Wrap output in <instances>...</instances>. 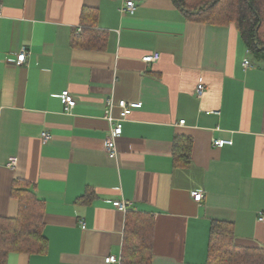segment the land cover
I'll return each instance as SVG.
<instances>
[{"label":"crops","instance_id":"0c3cea01","mask_svg":"<svg viewBox=\"0 0 264 264\" xmlns=\"http://www.w3.org/2000/svg\"><path fill=\"white\" fill-rule=\"evenodd\" d=\"M126 1L0 0V219L18 216L16 189H29L47 239L7 264H106L122 257L130 211L153 216L151 264H206L220 221L238 245L264 248V57L235 24L190 18L174 0H133L123 13ZM22 47L26 62L10 63ZM109 98L142 103L116 159L105 152ZM180 137L192 142L188 163L176 161ZM122 199L132 210L113 206Z\"/></svg>","mask_w":264,"mask_h":264},{"label":"trees","instance_id":"16d2710c","mask_svg":"<svg viewBox=\"0 0 264 264\" xmlns=\"http://www.w3.org/2000/svg\"><path fill=\"white\" fill-rule=\"evenodd\" d=\"M188 17L215 24H235L252 53L264 57V0H174ZM191 139L177 138L176 161L188 163ZM17 188V185H15ZM18 216L0 219V264L12 252L43 253L47 239L42 232L43 208L32 191L17 188ZM154 219L147 213L128 212L121 264H151ZM206 264H264V248L238 245L228 222L210 229Z\"/></svg>","mask_w":264,"mask_h":264},{"label":"built area","instance_id":"2783aa9c","mask_svg":"<svg viewBox=\"0 0 264 264\" xmlns=\"http://www.w3.org/2000/svg\"><path fill=\"white\" fill-rule=\"evenodd\" d=\"M136 9L135 3L133 0H127L125 4L122 6L121 11L123 13H133ZM30 54V51L27 47H22L17 54L16 58H9L8 61L10 63H13L15 65H23L28 55ZM160 58L159 52H153L151 54L145 55L143 57V61L150 64L158 61ZM249 65V61L245 59L244 66L247 67ZM205 91V86L203 84H199L197 86V94L199 96H202ZM60 99L64 105V110L67 113H70L72 109L76 105V100L73 98L69 90H65L60 95ZM118 106L120 108V114L119 116H115L113 114V110L115 106ZM142 106L141 102H127L125 100H120L116 104L113 98H109L107 100V109L105 113V119L110 124L109 133L105 140V152L107 156L111 159H116L118 157V140L122 136L123 133V123L128 119V117L132 114L134 109H138ZM184 120L180 121L181 124H184ZM42 140L43 142H47L51 139V135L48 131L42 132ZM232 140H226V139H214L213 144L218 147H223L226 144H231ZM17 164V158L16 157H10L8 160V167L13 168ZM203 193L202 192H196L194 193V199L198 202H200L203 199ZM113 206L119 209L123 212H128L132 210V203L126 200H118L114 201ZM135 210V209H134ZM258 219L262 222H264V212L260 213L258 216ZM82 227H84V222H81ZM106 264H121V256H115V255H109L105 258Z\"/></svg>","mask_w":264,"mask_h":264}]
</instances>
